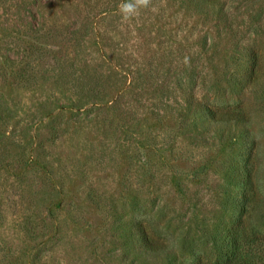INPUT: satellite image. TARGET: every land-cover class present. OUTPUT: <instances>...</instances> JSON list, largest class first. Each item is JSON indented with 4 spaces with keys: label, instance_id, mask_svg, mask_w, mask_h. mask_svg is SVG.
Here are the masks:
<instances>
[{
    "label": "rangeland",
    "instance_id": "rangeland-1",
    "mask_svg": "<svg viewBox=\"0 0 264 264\" xmlns=\"http://www.w3.org/2000/svg\"><path fill=\"white\" fill-rule=\"evenodd\" d=\"M124 2L0 0V264L264 250V0Z\"/></svg>",
    "mask_w": 264,
    "mask_h": 264
},
{
    "label": "trees",
    "instance_id": "trees-1",
    "mask_svg": "<svg viewBox=\"0 0 264 264\" xmlns=\"http://www.w3.org/2000/svg\"><path fill=\"white\" fill-rule=\"evenodd\" d=\"M209 115L212 120L218 121L221 119H233L235 120V112L217 113L209 110ZM240 115V114H238ZM255 240L252 241V244ZM158 247L155 245V248ZM225 264H264V250L259 248V244L254 245V249H249L246 253H239L237 260H227Z\"/></svg>",
    "mask_w": 264,
    "mask_h": 264
},
{
    "label": "clouds",
    "instance_id": "clouds-1",
    "mask_svg": "<svg viewBox=\"0 0 264 264\" xmlns=\"http://www.w3.org/2000/svg\"><path fill=\"white\" fill-rule=\"evenodd\" d=\"M151 0H126L120 5V12L124 20H128L132 15L137 13L138 9L149 7Z\"/></svg>",
    "mask_w": 264,
    "mask_h": 264
}]
</instances>
